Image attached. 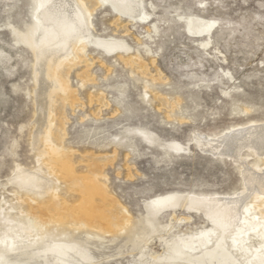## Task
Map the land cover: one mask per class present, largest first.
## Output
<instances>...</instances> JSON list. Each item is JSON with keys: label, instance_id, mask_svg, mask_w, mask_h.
Listing matches in <instances>:
<instances>
[{"label": "rangeland", "instance_id": "rangeland-1", "mask_svg": "<svg viewBox=\"0 0 264 264\" xmlns=\"http://www.w3.org/2000/svg\"><path fill=\"white\" fill-rule=\"evenodd\" d=\"M30 7L31 0H0V204L2 200L15 202L17 189L7 182L14 166L36 165L31 146L34 55L14 42L11 34L13 27L25 31L31 24ZM142 7L150 15L148 24L131 23L107 4L98 6L92 32L100 38L124 40L134 54H140L149 73L129 67L120 56L89 47V76L81 86L79 74L84 68L70 72L67 81L79 100L64 107L68 119L64 146L74 152L76 175L83 177L93 167H103L98 181L133 219L141 215L144 201L159 195L238 191L236 164L201 153L190 140L264 121V0H142ZM189 17L214 23L212 31L208 36H189L184 25ZM145 85L149 86L146 90ZM101 95L105 106L95 99ZM89 96L94 100L90 102ZM159 96L169 100L171 111L155 99ZM136 126L148 128L163 142L183 146L189 142V152L165 156L132 137L127 140L135 147L134 153L122 146L115 148L113 138L121 137L125 127ZM115 149L114 160L107 163L95 164L85 158L87 154L111 156ZM247 157L248 162L258 161L255 156ZM61 183L60 198L75 206L80 195L67 192ZM188 214L176 211L179 217ZM168 218L164 214L160 219L165 223ZM174 225L172 233L183 234L207 223L202 215L192 214L191 220ZM76 233L77 240L84 239L82 231ZM108 235L89 241L98 264H139L138 252L132 251L125 234ZM155 238L148 252L160 253L161 243Z\"/></svg>", "mask_w": 264, "mask_h": 264}, {"label": "bare ground", "instance_id": "bare-ground-1", "mask_svg": "<svg viewBox=\"0 0 264 264\" xmlns=\"http://www.w3.org/2000/svg\"><path fill=\"white\" fill-rule=\"evenodd\" d=\"M106 4L131 23L151 22L142 0H31V24L25 31L12 28L13 41L34 55L31 146L36 152V165L26 168L16 164L7 178L17 190L15 202L2 200L0 204V264H98L89 241L104 239L106 234L114 238L125 234L132 251L138 252L139 264H264V121L235 126L212 138L197 135L190 140L201 153L236 164L241 187L230 194L159 195L144 201L141 215L133 219L98 181L103 177V167H93L83 177L76 175L74 152L64 146V107L79 100L67 81L70 72L84 68L79 85L86 83L91 67L86 51L94 47L149 73L140 54H134L124 40L93 34L95 9ZM184 25L189 36L203 37L209 35L214 23L189 17ZM102 95L95 99L105 106ZM89 97L90 102L94 100ZM155 99L170 110L167 98ZM128 137L138 138L165 156L189 152V142L184 146L163 142L154 132L139 126L125 127L121 137L113 138L114 147L134 153ZM113 153L97 157L87 154L85 158L95 164L107 163L114 160L116 149ZM247 154L258 161L248 162ZM61 182L67 192L80 195V202H71L75 206L60 198ZM41 201L43 204H38ZM177 210L190 211V215L179 217ZM164 214L169 217L165 223L160 219ZM192 214L202 215L207 225L190 233H172L174 224L191 220ZM77 231H82L83 240L75 238ZM154 237L161 243L160 253L148 252Z\"/></svg>", "mask_w": 264, "mask_h": 264}]
</instances>
